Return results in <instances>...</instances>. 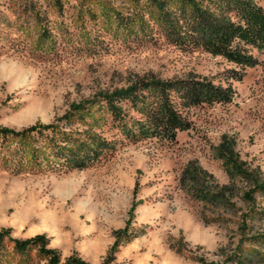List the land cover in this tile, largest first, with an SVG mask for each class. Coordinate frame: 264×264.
I'll use <instances>...</instances> for the list:
<instances>
[{
    "label": "rangeland",
    "instance_id": "obj_1",
    "mask_svg": "<svg viewBox=\"0 0 264 264\" xmlns=\"http://www.w3.org/2000/svg\"><path fill=\"white\" fill-rule=\"evenodd\" d=\"M22 1L0 0L2 127L50 124L70 106L136 79L204 77L228 83L233 94L228 103L187 110L190 128L171 142L132 144L104 131L114 151L86 170L0 169V229L18 239L43 234L61 258L75 254L88 264L221 263L242 237L264 231V220L244 216L248 181L234 173L235 166L264 179V51L245 47L255 63L239 68L200 47L172 45L147 17L125 37L102 23L97 7L78 16L77 0H66L59 14L38 0L49 39L37 44L31 25L20 29L12 15ZM102 3L121 15L137 7L98 0L89 8ZM193 188L207 199L191 200ZM254 206L264 203L254 197ZM122 228L136 237L109 252Z\"/></svg>",
    "mask_w": 264,
    "mask_h": 264
},
{
    "label": "trees",
    "instance_id": "obj_2",
    "mask_svg": "<svg viewBox=\"0 0 264 264\" xmlns=\"http://www.w3.org/2000/svg\"><path fill=\"white\" fill-rule=\"evenodd\" d=\"M41 1L56 14L66 3V0ZM90 1L98 2L77 0L75 13L84 18L86 12L87 16L95 15L94 7H97L102 23L113 26L125 37L134 33V28L147 17L172 45L184 49L200 47L239 68L252 67L255 63L245 47L264 51V0H132L137 7L128 15H121L104 3L89 8ZM140 1L142 6L138 5ZM38 2L23 0L12 9V15L15 21H20V29L31 25L37 44L46 45L49 37ZM232 94L228 83L221 86L204 77L167 81L136 79L70 106L50 124L34 123L20 130L0 126V169L13 175L86 170L114 151L115 141L107 139L104 131L115 130L132 144L152 138L171 142L177 132L190 128L187 110L228 103ZM234 173L248 181L247 189L241 194L250 206L244 216L264 220V206H254V197L264 203V179L242 174L235 166ZM186 191L193 201H205L208 197L196 188ZM112 236L109 252L136 237L126 228L115 230ZM242 239V245L223 262L201 264L264 263V231ZM0 264L88 263L75 254L61 258L48 246L43 234L18 239L11 238L8 229H0Z\"/></svg>",
    "mask_w": 264,
    "mask_h": 264
}]
</instances>
